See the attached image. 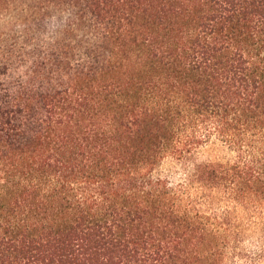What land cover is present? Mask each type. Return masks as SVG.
<instances>
[{
  "label": "trees",
  "instance_id": "1",
  "mask_svg": "<svg viewBox=\"0 0 264 264\" xmlns=\"http://www.w3.org/2000/svg\"><path fill=\"white\" fill-rule=\"evenodd\" d=\"M0 264H264V0H0Z\"/></svg>",
  "mask_w": 264,
  "mask_h": 264
}]
</instances>
